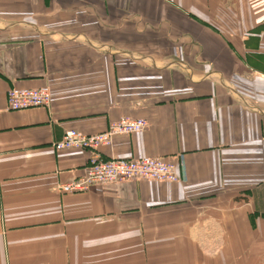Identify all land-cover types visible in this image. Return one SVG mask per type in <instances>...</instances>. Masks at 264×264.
<instances>
[{"label": "crops", "instance_id": "0c3cea01", "mask_svg": "<svg viewBox=\"0 0 264 264\" xmlns=\"http://www.w3.org/2000/svg\"><path fill=\"white\" fill-rule=\"evenodd\" d=\"M11 88L50 106L8 111ZM122 117L147 127L102 156L168 159L181 182L60 193L88 152L53 145ZM156 206L180 243L222 249L209 264H264V0H0V264H74Z\"/></svg>", "mask_w": 264, "mask_h": 264}, {"label": "built area", "instance_id": "2783aa9c", "mask_svg": "<svg viewBox=\"0 0 264 264\" xmlns=\"http://www.w3.org/2000/svg\"><path fill=\"white\" fill-rule=\"evenodd\" d=\"M51 97L47 88L17 89L6 92V109L20 111L30 108L49 107ZM147 122L141 118L122 117L110 123L104 132L87 135L77 130H68L62 139L53 145L55 150L79 149L88 151V167L83 177L72 179L58 186L65 194L88 191L94 185H107L129 180L158 183H180L178 165L164 158L143 157L139 159L103 157L100 148L111 150L114 138L138 134L144 131Z\"/></svg>", "mask_w": 264, "mask_h": 264}, {"label": "rangeland", "instance_id": "374dc122", "mask_svg": "<svg viewBox=\"0 0 264 264\" xmlns=\"http://www.w3.org/2000/svg\"><path fill=\"white\" fill-rule=\"evenodd\" d=\"M48 92L51 97L50 90ZM145 208L143 207L144 210ZM143 213L139 223L132 225L130 217H126L129 220L124 222L121 229L102 228V231L96 232L103 235L100 242L85 241L75 244V247H78L75 252L78 258L74 259V264H209L211 256L219 254L222 250L220 248L219 253H215L212 244H208L205 256L198 245L197 250L196 244L180 243V227L167 219L169 211L163 206H156L153 210ZM90 224L94 230V221ZM75 230L76 234L81 235V226L75 227ZM88 245L92 247L90 258H83V247ZM185 247L186 254L183 252ZM195 255L199 256L200 262H197Z\"/></svg>", "mask_w": 264, "mask_h": 264}]
</instances>
